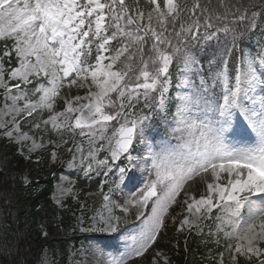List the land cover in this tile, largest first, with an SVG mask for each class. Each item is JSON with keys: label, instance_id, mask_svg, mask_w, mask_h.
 Returning <instances> with one entry per match:
<instances>
[{"label": "snow or ice", "instance_id": "6c2138e0", "mask_svg": "<svg viewBox=\"0 0 264 264\" xmlns=\"http://www.w3.org/2000/svg\"><path fill=\"white\" fill-rule=\"evenodd\" d=\"M220 7L209 11L200 0H0V136L22 146L31 141V153L43 145L17 117L47 113L33 127L59 137L48 141L55 148L69 144L65 135L73 140L64 163L104 178L100 208L89 223L78 220L81 232L118 233L127 242L113 255L97 241L90 251L104 264L142 257L166 217L176 222L169 210L182 192L187 215L178 232L223 241L231 264L241 257L264 264V42L240 47L257 29L264 37V0H221ZM73 88L84 95H71ZM52 158L61 162L56 151ZM197 178L205 186L198 198L186 188ZM72 191L71 182L58 185L56 204L63 207ZM129 213L140 224L122 230Z\"/></svg>", "mask_w": 264, "mask_h": 264}, {"label": "trees", "instance_id": "16d2710c", "mask_svg": "<svg viewBox=\"0 0 264 264\" xmlns=\"http://www.w3.org/2000/svg\"><path fill=\"white\" fill-rule=\"evenodd\" d=\"M200 2L209 11H222L221 0ZM242 2L247 5L249 0ZM248 41L244 39L240 47L245 49ZM56 169L48 151L26 158L17 144L0 136V264H39L47 247L70 239L74 206L59 208L51 198ZM25 176L29 179L27 183ZM96 185L97 180L88 182L81 178L78 188L86 194ZM174 238L169 226L156 242L158 249L171 252L174 264H215L204 258L210 245L203 244L201 238L191 237L188 253L184 252L180 238L177 239L178 249L171 245Z\"/></svg>", "mask_w": 264, "mask_h": 264}, {"label": "rangeland", "instance_id": "374dc122", "mask_svg": "<svg viewBox=\"0 0 264 264\" xmlns=\"http://www.w3.org/2000/svg\"><path fill=\"white\" fill-rule=\"evenodd\" d=\"M256 40H261L264 42V37L260 36L259 30L256 31V33L253 35V37L250 40V43L246 48H253V43ZM3 50V43L0 42V52ZM253 50H255L253 48ZM14 60V59H13ZM13 64H15L12 61ZM176 69L173 68V79L174 83L176 81L175 76ZM64 93H67V89L63 90ZM84 95L83 90H76L75 88L72 89L71 95ZM34 99V97H33ZM4 96H3V90L0 89V109L4 108ZM22 106V102L20 104ZM63 107V104L58 102L57 109H61ZM47 113L44 114V117H40L39 115L33 114L32 117H24L21 115L20 117H17L18 120H20V127L21 130L24 132H27L30 136L34 137L38 143H42V147L35 149L31 153H29L28 148L31 147V141H27L22 146L20 143L13 141L17 143L19 146L20 152L25 154L26 156H30L33 153H39V152H45L47 149H51L50 152V159L51 162L54 164H59L58 162L54 161L52 158V152L56 151L57 155L60 156L62 164H60V169L57 170V178L54 181L53 184V192H52V199L54 200V194L58 191V185H62L63 187H68L69 182H71V185L73 187V191L67 193L64 195L62 199L63 207L59 206V208L67 209L71 206H74L72 215L74 217L73 225L70 228L69 235L70 239L65 240L63 242L56 243L52 247H47L45 252L43 253V256L41 258V261L39 264H42V260L45 257V254L47 255L48 264H104L105 257H99L91 255L89 249L93 248L95 243L97 241H101L105 245H107L106 251H111L113 255H118L119 251H123L126 241L123 240V238H118L119 234H109V233H84L79 230L78 226V220L81 216L84 218L85 224L90 222V218L94 215L97 209L100 208L101 204L97 205L94 198L87 194H82L78 190L77 183H76V177L80 173L79 168H71L69 167L65 161L70 159L71 154L66 151V148L73 146V140L69 138V144L62 145L60 148H55L52 144H49V139L56 140L57 143H60L59 137H57L53 132L49 131H41L40 129H36L33 127V124L37 121L46 118ZM5 121H10L11 116L5 115L2 117ZM163 131V128H161V132ZM43 137V139H41ZM67 139V138H65ZM75 143L76 144H83L85 147V151L87 150V144L86 141H84L79 136L75 137ZM103 180V179H102ZM191 186V191L194 192L197 195V198L199 197V194L204 191V185L203 183L197 178L194 181H189V185H186V188H189ZM123 193L120 195L126 197L129 194V188L124 187ZM104 192L108 191V186L105 185V188L103 189ZM184 198V193L182 192L180 197L177 198L178 204L173 205V207L169 210L170 216L176 217V222L174 223L171 219L166 217L165 219V226L172 225L173 228V235L185 233L188 232L187 229L183 232H178L177 228L179 226V220L183 218L184 215H187L186 210L184 209L183 205L180 203L182 199ZM69 199H71V202H68ZM56 203V202H55ZM82 205L84 207L82 208ZM179 205V206H178ZM118 212V211H117ZM118 214V213H117ZM123 224V223H122ZM140 224L139 220H136L134 224H125L121 225L122 230L127 228L130 231L133 229H137ZM163 230V229H162ZM191 235L195 234V231L190 232ZM180 236V235H179ZM200 236V235H197ZM202 238V242L207 241L206 245H211V247L208 248L204 258L215 262L216 264H219V253H223V264H231L230 262V253L225 249L224 242L221 241L220 245H216L212 242L210 238L207 236H200ZM119 250V251H117ZM157 253H160V256H157ZM167 258V264H173V262L170 261V255L166 251H155L153 250V245L148 249V251L142 256L137 257L133 261H129V264H153V260L156 261V264H164V260ZM241 260L243 263H248L244 258L239 259V264H241ZM252 264H256V261L253 260Z\"/></svg>", "mask_w": 264, "mask_h": 264}, {"label": "bare ground", "instance_id": "6f19581e", "mask_svg": "<svg viewBox=\"0 0 264 264\" xmlns=\"http://www.w3.org/2000/svg\"><path fill=\"white\" fill-rule=\"evenodd\" d=\"M138 175H139V173H138ZM90 249H92V248H90ZM90 249H89V251H90ZM91 252V251H90ZM91 254V253H90ZM92 255V254H91Z\"/></svg>", "mask_w": 264, "mask_h": 264}]
</instances>
